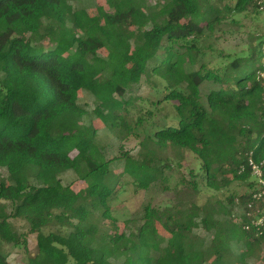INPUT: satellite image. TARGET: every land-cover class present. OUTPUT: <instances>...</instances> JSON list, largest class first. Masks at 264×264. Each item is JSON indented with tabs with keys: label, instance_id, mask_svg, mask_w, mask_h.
<instances>
[{
	"label": "trees",
	"instance_id": "trees-1",
	"mask_svg": "<svg viewBox=\"0 0 264 264\" xmlns=\"http://www.w3.org/2000/svg\"><path fill=\"white\" fill-rule=\"evenodd\" d=\"M105 2L89 13L82 0H0V264H16L5 244L23 248L22 264H254L264 233L244 225L249 159L264 160L262 33L218 51L214 66L203 56L259 13L256 0ZM142 82L154 99L137 94ZM102 130L137 138L135 153L120 145L107 158ZM181 169L170 203H147L118 229L110 202L125 176L147 190ZM236 181L250 191L196 201L201 184Z\"/></svg>",
	"mask_w": 264,
	"mask_h": 264
},
{
	"label": "rangeland",
	"instance_id": "rangeland-1",
	"mask_svg": "<svg viewBox=\"0 0 264 264\" xmlns=\"http://www.w3.org/2000/svg\"><path fill=\"white\" fill-rule=\"evenodd\" d=\"M83 4H91L89 7V13H95V6L96 5H104L107 9L108 5L106 4L105 0H82ZM91 1V2H90ZM108 10H110L108 8ZM242 29L240 32H227L224 37H220L218 40H214L212 38L211 42V49H207L205 51V55L203 56L204 61H208L209 64L211 63L212 66L216 64L219 60L218 51L220 52L222 49H239L245 42L246 32L249 31H257L263 32L264 27V14L259 13H251L243 16L241 19ZM103 52V50H101ZM210 85L203 84L201 87V94L202 99H204L205 94L209 90ZM137 94L142 97H148L154 99L157 94L154 91H151L143 82L140 86H137ZM80 103H85L87 106H91L93 102V97L86 92H81V97L79 99ZM170 111V108L167 107V112ZM159 119L162 118L158 116ZM94 125L96 127L100 126L99 121H95ZM98 141L103 146L104 154L107 158H111L113 156L118 155L121 151H130L135 153L137 149V138L134 136L129 135L127 139H125L122 143L119 139L114 135L112 132H107L102 130L99 132ZM122 145V150L120 148ZM188 160L192 162L191 155H188ZM186 171L181 169L180 172H173L170 181L168 182L169 187H164L160 183L152 184L147 190H136L135 185L133 184L132 180L128 177H124L125 185L123 189L120 191L118 196L111 200V211L114 217L118 220V229H122L123 223L122 221L125 219L132 218L137 216V214L141 211L142 207L150 203L152 205H162L165 203H170L173 197V190L174 186L180 187V179L182 176H186ZM74 175L72 173H67L64 175V181L69 182ZM71 188L75 192L85 193L86 192V185L83 182H74ZM246 183L241 182H233L229 188L223 189L221 191H213L201 184L200 191L196 196V201L198 203H203L208 197L209 198H217L224 200L228 195L234 193L239 195L244 192H249ZM2 200H0V203ZM12 224L22 232H28V222L22 219H11ZM161 233H164L162 229H160ZM28 242V249L30 251L33 250L36 242H35V235L32 233H28L27 237ZM4 249L7 253L8 260L10 262L16 264H22L27 256L21 246H15L12 244H5ZM264 261V255H259L257 259H255L254 264H260Z\"/></svg>",
	"mask_w": 264,
	"mask_h": 264
},
{
	"label": "built area",
	"instance_id": "built-area-1",
	"mask_svg": "<svg viewBox=\"0 0 264 264\" xmlns=\"http://www.w3.org/2000/svg\"><path fill=\"white\" fill-rule=\"evenodd\" d=\"M259 12L264 14V0H256ZM263 52H264V27H263ZM262 76V74H261ZM264 160L260 163L249 159L251 177L255 179L256 191L252 194V200L247 203L246 215L250 218L249 224L244 229L254 228L258 235L264 233Z\"/></svg>",
	"mask_w": 264,
	"mask_h": 264
}]
</instances>
